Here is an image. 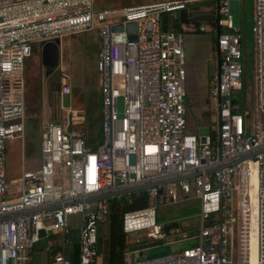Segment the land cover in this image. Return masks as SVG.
<instances>
[{"label":"built area","instance_id":"obj_1","mask_svg":"<svg viewBox=\"0 0 264 264\" xmlns=\"http://www.w3.org/2000/svg\"><path fill=\"white\" fill-rule=\"evenodd\" d=\"M94 1L0 0V264H70L72 216L79 217L78 264H96L98 227L108 199L87 203L84 198L185 174L191 176L143 189L147 204L123 212L127 249L122 264L247 263L249 238L243 223L248 225L251 210L255 264H264V0H251L250 94L245 98L243 93L239 102L231 94L242 88L241 33L228 14L230 0H214L217 18L212 22L179 23L176 31L161 30V15L199 0H128L108 8H97ZM126 22H135V41L128 40ZM117 24L121 29L113 30ZM91 29L98 38L101 141L90 146L84 131L72 128L73 109L63 108L61 101L71 94V77L59 69L51 98L41 100L38 153L29 156L24 64L43 41ZM192 32L215 34V65L207 72L205 88L214 112L209 133L201 136L188 128L186 119L182 34ZM115 76L123 78L122 87L114 85ZM11 140L17 143L20 166L8 182L5 161ZM189 196L198 203L196 233L179 232L177 226L164 231L156 208ZM91 204L94 210H89ZM40 229L44 237H38ZM166 233L195 237V243L135 258ZM50 235L56 237L43 247L47 258L31 263L33 246Z\"/></svg>","mask_w":264,"mask_h":264},{"label":"rangeland","instance_id":"obj_2","mask_svg":"<svg viewBox=\"0 0 264 264\" xmlns=\"http://www.w3.org/2000/svg\"><path fill=\"white\" fill-rule=\"evenodd\" d=\"M154 0H135L136 3L148 2ZM97 7L109 6L115 4H129L128 0H95ZM189 7H197L200 10L214 11V0H199L194 3L188 4ZM228 14L231 17L232 25L238 27L241 33V63L243 67L241 85L242 88L238 91H233L231 98L239 102L241 95H245L248 98L250 94V82H251V34H250V14H251V0H230L228 2ZM166 25L168 30L175 29V26L179 25L178 22V10L166 12ZM162 16V15H161ZM60 40L59 48V62L51 69L47 74H44L45 68L40 69L39 78L42 84V96L44 99L46 92L50 90L52 83L57 79V73L59 69L65 70L71 77L70 83V95L65 94L62 96L63 108H72V128L76 127L84 131L87 138L93 146H96L101 141L100 125L98 117H95L99 113V93H98V78L95 71L96 53L98 50V38L95 29L84 30L80 32H74L68 35H64ZM183 48L186 53V68L190 73L186 87L193 92V98L190 99L188 111L186 113V119L188 128L192 129L197 136L209 133L210 118L214 112V107L210 108L208 103H203L204 97V83L206 74L210 67L215 65V34L213 32L203 33H186L182 34ZM39 60V52L33 47L30 57L26 60V67L30 66L33 69V65L37 66V63L31 64V61ZM33 62V61H32ZM39 69V67H38ZM38 76L36 77L37 80ZM35 80V79H33ZM32 80V81H33ZM30 80L27 83L28 97L35 94V90L32 89V85L36 84L35 81ZM116 87L123 86V78L121 76H115L113 79ZM71 97V100H70ZM30 107L31 102L28 104ZM81 109L83 111L77 110ZM122 109V99L117 98V111L120 113ZM77 110V111H76ZM40 111V110H39ZM212 111V112H211ZM30 112V111H29ZM26 113V110H25ZM61 116L64 115V110L60 111ZM34 114V113H32ZM24 119V141L26 148L34 149L38 144V117L35 119L34 115L29 116L26 113ZM93 118L92 120H90ZM10 144V143H8ZM28 152L29 154H35L37 151ZM11 148H9L8 156L12 154ZM11 158V159H9ZM5 161V167L7 173L12 178L15 176L17 170L16 164L12 159L14 157L9 156ZM130 162H133V158H130ZM251 178H253V171L251 172ZM197 199L189 196L187 198L179 199L174 203L159 205L156 208V221L161 224H169L175 222L179 232H185L190 235H194L199 226V218L197 216ZM252 212L249 215V222L243 223L245 229L246 241L248 240L247 263L245 260L242 264H255V245L253 242L254 227ZM250 223V226H249ZM52 242L50 238H42L35 245L34 248V262H42L44 259L43 247ZM195 243L194 238H181L178 233L165 234V238L152 246H147L146 250L141 253L142 257H150L160 255L168 252H177L183 248L190 247ZM98 258L102 256L98 255Z\"/></svg>","mask_w":264,"mask_h":264},{"label":"trees","instance_id":"obj_3","mask_svg":"<svg viewBox=\"0 0 264 264\" xmlns=\"http://www.w3.org/2000/svg\"><path fill=\"white\" fill-rule=\"evenodd\" d=\"M124 4H115L114 6L111 5V7L120 6ZM96 6V5H95ZM97 7V6H96ZM108 8L109 6H101L97 8ZM179 29V25L175 26L174 31ZM192 33H201V32H192ZM186 34V33H184ZM183 34V35H184ZM185 51V50H184ZM185 61L186 60V53H185ZM48 70V69H47ZM187 70V68H186ZM49 71V70H48ZM190 73L187 71L186 81H185V88H186V99H185V107H186V113L188 111V106L190 99L193 98V92L192 90L188 89L186 87L187 79L189 77ZM207 78V74L205 76ZM205 88H206V79L204 83V98H205ZM203 103H206V100H204ZM26 113L28 115H34L37 116L38 114V105L37 103H34L31 105V107L26 104ZM30 111V112H29ZM34 113V114H32ZM97 116V114H96ZM95 116V117H96ZM91 118L90 120H92ZM147 204V195L143 190H138L134 192H130L127 194H123L117 197H112L106 201L107 206V213L104 218V220L99 224L98 227V234H97V240H96V249H97V255L102 256L101 264H122L124 261V252L127 249V246L125 244V237L121 230V217L123 212L135 208L142 207ZM56 235H50L49 238L54 241ZM155 244V243H154ZM151 244L150 246L154 245ZM34 252H36L34 246L32 248L31 253V263H38L34 262ZM52 252H55L54 248H52ZM44 258H47L48 252H44ZM69 259L70 264H78V244L77 242H72L69 252Z\"/></svg>","mask_w":264,"mask_h":264},{"label":"water","instance_id":"obj_4","mask_svg":"<svg viewBox=\"0 0 264 264\" xmlns=\"http://www.w3.org/2000/svg\"><path fill=\"white\" fill-rule=\"evenodd\" d=\"M6 1H12V0H6ZM215 18H217V15L215 16ZM214 19V15L212 11H206V10H199V9H193V10H187L186 8H182V9H178V22L179 23H187L189 21H193V22H200V21H207V22H212ZM160 22H161V30L162 31H166L167 30V25H166V16L162 15L160 18ZM113 30H120L121 26L119 24L117 25H113L111 27ZM125 31L129 32L128 35V40L129 41H135L136 37L134 35V32L136 30V25L135 22H126L125 23ZM59 61V40L58 38H54L53 40H48V41H43L41 43V47H40V63L42 66H44L45 68H47L48 70H51L52 68H54ZM224 99V98H222ZM70 130V126L67 125L66 126V131ZM251 155H248V157ZM191 176L190 174H185V175H180V176H176L173 178H168V179H164L161 181H157V182H152V183H143V184H139V185H134L131 187H127V188H123V189H119L117 191H112V192H107V193H100V194H94V195H89L87 197L84 198V202L87 203H92L101 199H110L112 197H117L123 194H127L130 192H134V191H138V190H143L147 187H150L152 185H155L157 183H163V182H171L173 180H177V179H181V178H187ZM251 182H254V174H253V178H251ZM52 207H47V209H51ZM95 206L94 204L90 205L89 210H94ZM253 217V214H252ZM176 223L172 222L169 224H164L163 225V230L167 231L168 228L170 227H176ZM253 226H254V221H253ZM38 237H44L45 233L42 229L38 230L37 232ZM253 242L254 245L256 243L255 240V235H253ZM72 242H77L78 241V233L77 231L75 232V237L70 239ZM141 255V252L139 251L137 253V255L135 256L138 257ZM97 264H101V258H98Z\"/></svg>","mask_w":264,"mask_h":264},{"label":"crops","instance_id":"obj_5","mask_svg":"<svg viewBox=\"0 0 264 264\" xmlns=\"http://www.w3.org/2000/svg\"><path fill=\"white\" fill-rule=\"evenodd\" d=\"M59 40V39H58ZM60 40H59V48H60ZM37 50H38V52H39V60L38 61H34V60H32L31 61V64L30 65H33V63L35 62V63H37V66L36 65H33L34 67H33V69H31V72H30V66H28V67H26L25 65H24V69H23V83H24V98H25V109H26V104H29V102H31L32 104H34V103H37V105H38V114H37V116H35V114H34V117H35V119L38 117L39 119V121H40V118H41V100H43L42 98H41V96H42V84H41V79H42V77H40L39 78V75H40V69L41 70H43L42 69V67H44V66H42L41 65V63H40V48L38 49L36 46H34ZM27 62V61H26ZM26 62H25V64H26ZM59 62V61H58ZM38 67H39V69H38ZM45 68V67H44ZM51 70H47V68H45V73L44 74H47V73H49ZM38 76V78H37V80H36V77ZM33 79H35V80H33ZM35 81V83L36 84H33L32 85V89H34L35 90V94L34 95H32V96H30V97H28V87H27V83L29 82V81ZM26 81H28V82H26ZM33 81H32V83H33ZM55 82L56 81H54V83H52V86L50 87V89L55 85ZM70 87H71V83H70ZM50 92L49 91H47L46 92V96H45V98L46 97H48V99L49 98H51V94H49ZM44 98V99H45ZM40 110V111H39ZM77 110H81V109H77ZM76 110V111H77ZM82 111V110H81ZM82 113H83V111H82ZM99 114H100V108H99V113H97V116L96 117H98V119H99ZM29 116H32L33 117V115H29ZM27 117V116H26ZM33 117V118H34ZM39 121H38V123H39ZM38 133H39V124H38ZM85 140H86V142H87V144L88 145H90V146H93L92 144H91V142H90V139L89 138H87V136L85 135ZM8 143H10V144H8ZM9 148H11V150H12V154H10L9 156H12V157H14L13 159H12V161H14V163L16 164V167H17V170H16V172H15V176L14 177H12V178H9V174L7 173V170H6V167H5V173H6V177H7V179H8V182H12L16 177H17V175H18V171H19V166H20V155H19V149H18V147H17V143H16V141L15 140H11V141H8L7 142V150H6V160H7V158H9V156H8V152H9ZM32 147H31V150H29V149H25V153L27 154V155H29V156H34V155H36L37 153H38V144L36 145V147L33 149V151H37V153H35V154H29L28 152H31L32 151ZM9 159H11V158H9ZM11 177V176H10ZM197 205H198V203H197ZM197 212H198V210H197ZM78 222H79V217L78 216H72V217H70L69 218V223L71 224V226L73 227V232H74V234H75V232L77 231V227H78ZM172 223V222H171ZM177 225V224H176ZM171 228V227H170ZM74 238V237H73ZM147 248L145 247V250H146ZM144 250V249H143ZM142 250V251H143ZM45 251H43V254H45L44 253ZM142 253V252H141ZM141 256V255H140ZM46 258H44L43 259V261L45 260ZM42 261V262H43ZM39 263V262H38Z\"/></svg>","mask_w":264,"mask_h":264},{"label":"flooded vegetation","instance_id":"obj_6","mask_svg":"<svg viewBox=\"0 0 264 264\" xmlns=\"http://www.w3.org/2000/svg\"><path fill=\"white\" fill-rule=\"evenodd\" d=\"M188 11L189 10H193V9H199V8H197V7H189V6H187V7H185ZM200 10V9H199ZM217 7H216V4H215V10L213 11V15H214V19H215V16L217 15ZM193 22V21H192ZM204 100H205V98L203 97V102H204Z\"/></svg>","mask_w":264,"mask_h":264}]
</instances>
